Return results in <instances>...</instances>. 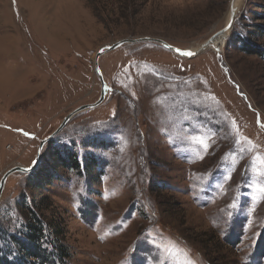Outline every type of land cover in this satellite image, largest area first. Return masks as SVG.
<instances>
[{
  "label": "rangeland",
  "instance_id": "1",
  "mask_svg": "<svg viewBox=\"0 0 264 264\" xmlns=\"http://www.w3.org/2000/svg\"><path fill=\"white\" fill-rule=\"evenodd\" d=\"M230 2L0 0V182L99 101L101 49L151 38L197 50L226 27ZM248 8L220 52L184 59L142 42L101 57L104 102L75 116L37 166L63 148L100 160L92 184L61 172L47 194L69 264H264V59L226 48ZM30 197L24 174L8 178L0 246Z\"/></svg>",
  "mask_w": 264,
  "mask_h": 264
},
{
  "label": "trees",
  "instance_id": "2",
  "mask_svg": "<svg viewBox=\"0 0 264 264\" xmlns=\"http://www.w3.org/2000/svg\"><path fill=\"white\" fill-rule=\"evenodd\" d=\"M241 20L245 22L246 30L235 33L226 42V48L235 43L245 55L264 59V0H250V8ZM238 28L241 29L239 25ZM102 144L106 145L103 141ZM53 145V141L48 144ZM99 168L100 160L95 156L80 158L75 151L63 148L56 149L52 160L48 159L45 166L40 164L33 173L24 174L31 197L29 202L22 200L24 220L18 231L2 237L0 264H69L71 255L64 242V227L47 194L62 178L61 172L88 177L92 184L99 177V174H95ZM1 233L0 236H3ZM14 255L15 258H12Z\"/></svg>",
  "mask_w": 264,
  "mask_h": 264
},
{
  "label": "water",
  "instance_id": "3",
  "mask_svg": "<svg viewBox=\"0 0 264 264\" xmlns=\"http://www.w3.org/2000/svg\"><path fill=\"white\" fill-rule=\"evenodd\" d=\"M242 1L241 0H231L230 2V19L228 24L226 25V27L219 31L217 33V35H226V34H231L234 24L236 22V10H240V8L242 7ZM213 36L212 38H210L208 41H206L205 43H203L197 50H182L179 49L165 41L162 40H156V39H151V38H143V39H138V40H124V41H120L110 47H106L101 49L95 57V72L96 75L98 76L101 84H102V91H101V97L99 99V101H97L95 104L92 105H86V106H81L79 108H77L76 110H74L71 114H69L64 121L62 122V124L59 126V128L49 137H47L46 139H44L39 146L38 149V154L37 157L35 159V161L33 162V164L30 167H14L13 169H11L10 171H8L4 177L2 178L1 182H0V199L1 196L3 194L4 191V187L6 184V181L8 180V178L14 174H31L33 173L39 163L41 154L45 148L46 145H48L67 125L68 123L78 114L82 113V112H86L92 109H95L97 107H99L105 100L106 97V83H105V79H104V75L101 72L99 63H100V59L102 56H104L105 54H108L110 52L116 51L117 49H119L120 47H122L123 45L126 44H136V43H142V42H151V43H158L160 45H162L165 49L173 52L174 54L178 55L179 57H182L184 59H193L199 55H201L202 53L206 52L207 49L210 47L212 41L214 40ZM185 52H190L192 53V55H185Z\"/></svg>",
  "mask_w": 264,
  "mask_h": 264
},
{
  "label": "bare ground",
  "instance_id": "4",
  "mask_svg": "<svg viewBox=\"0 0 264 264\" xmlns=\"http://www.w3.org/2000/svg\"><path fill=\"white\" fill-rule=\"evenodd\" d=\"M241 1L243 2L244 0H241ZM235 14H236V12H235ZM228 22H229V20H228ZM227 36H228V34H226V35H217L216 34L214 37V40L212 41V43L210 45L211 49H213L214 51H217V52L222 51L221 48H223L224 42L226 41Z\"/></svg>",
  "mask_w": 264,
  "mask_h": 264
},
{
  "label": "snow or ice",
  "instance_id": "5",
  "mask_svg": "<svg viewBox=\"0 0 264 264\" xmlns=\"http://www.w3.org/2000/svg\"><path fill=\"white\" fill-rule=\"evenodd\" d=\"M184 54L185 55H192V53H190V52H185Z\"/></svg>",
  "mask_w": 264,
  "mask_h": 264
}]
</instances>
